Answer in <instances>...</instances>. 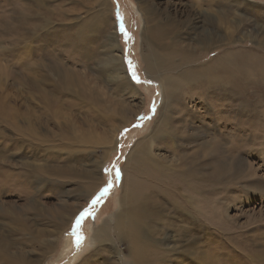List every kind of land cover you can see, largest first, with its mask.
<instances>
[{
	"label": "rangeland",
	"instance_id": "374dc122",
	"mask_svg": "<svg viewBox=\"0 0 264 264\" xmlns=\"http://www.w3.org/2000/svg\"><path fill=\"white\" fill-rule=\"evenodd\" d=\"M39 1L41 8L37 6ZM99 1L0 0V160L9 164L2 167L0 162V169L18 173L15 180L22 182L13 190L8 186L1 189L0 210L13 208L18 217L28 219L32 224L33 216H62L68 209L73 210L68 227L55 243V251L40 264H78L92 250L93 230L103 221L109 222L117 210L125 176L130 172L126 162L131 149L138 140L150 135L155 138L152 155L174 178L170 180L167 175L164 176L165 184L158 182L164 193L159 200L166 203L162 205L164 210H157V214L160 213L158 216L170 227L163 228V232L159 230L153 237L154 241L169 238L165 246L148 244L149 256L145 260L154 258L156 264L162 253L161 247L170 251L178 246L181 251L179 240L186 234L180 236L176 228L184 227L198 237L196 245L203 247L196 251L204 249L203 255L182 252L184 259L177 256L180 254L176 250V256H170L166 264H219L213 256L217 249H221L225 264L227 257L232 259V264H264V64L257 65L260 61L264 63V0L219 3L214 0L212 9H206L205 3L198 10L194 0H110L111 20L106 22L108 25L101 33L98 31L100 19L96 16L101 6ZM139 7L147 11L156 25H161L167 14L179 22L181 33L175 43L183 49L190 44L193 49L188 62L177 71L199 65L216 66L225 50H231L239 62H246L250 71L238 77L218 76L219 80L213 85H197L196 82L179 86L170 109L160 110L162 93L159 84L154 75L150 77L144 70L143 54L147 56L148 49L141 35L146 29L137 10ZM18 12L19 21L20 17L23 20L21 23L17 21L18 16H14ZM118 13L123 16L128 39L119 31ZM213 13L218 17L227 16L235 28L233 45L221 44L215 50H204L195 40L204 41L210 31L218 30L220 37L225 34L224 28L213 19ZM36 16L44 19L43 27L38 29L34 28L38 21ZM15 21L21 24L20 28L11 27ZM97 31L100 34L95 35ZM112 33L116 35L117 47L113 53L124 61L131 89L117 87L120 84L112 83L110 68L99 65L109 54L107 37ZM247 34L252 37L245 38ZM89 51L92 60L87 57ZM182 51L178 53L183 54ZM226 58L228 63L236 62L234 55ZM127 59L136 65L141 80L152 83H135L128 73ZM222 71L216 69L219 75ZM162 74L174 75L176 72L171 70ZM36 75L45 76L50 86L40 85V89L31 86L28 81L34 80ZM122 85L127 84L124 81ZM43 89L47 92L43 93ZM95 91L103 93L100 104H92ZM53 101L55 104L50 105ZM119 101L129 107L124 111V119L110 114L113 106L109 104L116 105ZM160 117L168 124H165L163 135L152 131L153 125L160 123ZM118 126L111 151L108 144L100 146L101 139H110ZM118 155L121 175L117 180L113 170V187L95 206V219L84 220L81 229L84 240L77 249L74 237L70 235L74 219L108 182L110 173L105 169ZM138 155L140 153L132 158L131 166L137 162ZM96 167L101 168L100 172L97 170L100 182L89 192L84 173L93 172ZM50 169L64 170L61 177L66 169L75 171V175L73 172L61 179L53 178L45 173ZM187 169H197L199 175L208 174L210 170L217 174L209 177L211 182L201 183L202 194L196 195L180 186L173 187ZM93 176L96 177V173ZM30 178L39 183L30 182ZM21 186L29 191L27 196L15 195ZM174 217L180 223L174 222ZM54 219L56 223V217ZM198 225L201 226L199 231ZM35 226L36 231L51 228L42 221ZM18 234L10 231L4 239L7 242L24 241L23 252L29 257L23 264H36L40 258L34 254L39 252L33 249L35 244L29 241L31 237ZM110 237L112 253L117 254L120 264H128L129 245L133 244L128 242V235L118 239L111 229ZM19 246H10V249ZM0 264H13V259L7 263L0 255Z\"/></svg>",
	"mask_w": 264,
	"mask_h": 264
},
{
	"label": "bare ground",
	"instance_id": "6f19581e",
	"mask_svg": "<svg viewBox=\"0 0 264 264\" xmlns=\"http://www.w3.org/2000/svg\"><path fill=\"white\" fill-rule=\"evenodd\" d=\"M194 1L198 5V7L196 8L197 10L198 8L201 9L202 5L205 3L207 6L206 9H212V4L215 2L214 0H194ZM220 1H225V0H216L217 3H219ZM99 4L101 6L96 16L97 18L100 19L98 31L101 33L103 31V28H106V25H108V23L106 22L107 21L109 22L111 20L110 19L111 3H110V0H100ZM37 6L38 8H41L42 3L39 1ZM137 10L139 11L142 17V22L144 23L143 27L146 29L144 31L141 30L142 39L146 40L147 49H148L147 56L143 54L144 70L150 77L154 75L155 77L153 78L159 84V89L161 90V93H162L160 110L170 109V103L174 101L173 96L175 95V92L177 91V88L179 86L186 87L196 82L198 83L197 85L199 84L213 85L212 83L216 84L217 81L219 80L218 76H225V77L237 76L238 77L242 73L250 71L251 68L248 67L247 63L239 62L240 60L236 58V55L231 50L229 51L225 50L223 52V55L218 58L219 63L216 66H213V64L212 65H199L198 68L190 69L189 67V68H185L182 71H177L178 69L181 70V67L184 66L186 62H188L190 55L192 53V49H193V48H190V44L185 45L183 49L180 47V45H177L175 43L176 38L181 33L179 29V22L175 20L176 18L175 19L170 18L169 14H167L165 17V21H163L161 25L160 24L156 25L153 18L147 15V11H145L141 7H139V9L137 8ZM148 11L151 12V9H149ZM19 12L14 16L16 17L18 16L17 21L21 23L22 17H20V21H19V16H20ZM215 14L213 13L212 15L214 17L213 19H216V22L218 23V25L224 28L223 32H225V34L224 36L220 37L218 30H215L213 32L210 31L211 33L210 32L207 33L205 35L204 41L203 40L201 41V39L195 40V43H197L198 47L201 49H204V50L214 49L215 50L221 44L233 45L232 42H233L234 33L236 31L235 28L231 26L227 16L218 17V14L217 13ZM36 19H38V21H37V25L34 28L38 29V27H43L44 19H42L39 16H36ZM172 20H175V21H172ZM17 21H15V23L13 22L11 24V27L20 28L19 26L21 24L18 23ZM187 29L188 27L186 28V30ZM98 31L95 35L100 34ZM250 37H252L251 34H247L245 36V38H250ZM115 38H116V35L114 33H112L111 36L107 37V40L110 43L108 45L109 54L106 56L104 60L102 59L100 61L99 65L102 66L104 64V68H110L109 75H110V78L113 84L118 83L120 85L117 84L118 85L117 87L126 89L128 86V88L131 89L129 78H128L129 76H127L126 70L123 65L124 61L122 60L121 56H118L113 53V51L115 50L117 51ZM180 50H183L182 51L183 54L178 53ZM175 53H178L179 55ZM90 55H91V51H89V56L87 57H89V59L92 60L93 58H91ZM227 55H234V59L236 60V62L228 63L227 58H226ZM171 58L176 59V61L174 62L170 61ZM86 62L88 63V61ZM258 64L261 65L264 63H261L260 61L259 63H257V65ZM219 65L220 67H217ZM216 69L223 70L222 74L221 75L217 74ZM171 70H173V72H176V74L174 75H171V74L163 75L162 74L163 72L165 73ZM124 81L126 82L127 85L123 86L122 83ZM28 83L31 86H35L37 89H40V85L50 86L47 83V79L45 76L36 75L34 80L28 81ZM197 85H194L193 87ZM42 92L45 93L47 91L43 89ZM78 94L82 95L81 92H79ZM93 94L96 95V98L93 100L94 102L91 101L92 104L93 103L100 104L103 102V98H102L103 93L101 94L100 92L95 91L93 92ZM53 104H55L54 101L50 103V105H53ZM111 105L113 107L111 108L112 111H110V114L113 115L114 118L124 119L125 118L124 111L125 109L129 107L124 105V103L121 101L116 102V105L112 102L111 104H109V106L111 107ZM173 107H175V103L173 104L172 108ZM135 112H136L135 110L131 111V114L134 115ZM116 120H119V119H116ZM159 121L160 123L158 122L157 124L153 125L152 131L156 130L157 133H161L163 135L165 131V124H167V121H165L164 117H160ZM121 123H123V121ZM123 124L119 126H123ZM119 126L114 129V132L110 139L109 138L101 139L100 146H104L105 144H108L110 147L109 151H111V148H113L114 147L113 145L115 144L114 142L115 134H116V131L119 129ZM99 140H96V141L98 142ZM154 140L155 138H152L149 135L147 137H144L138 140L133 146V148L131 149L127 157V162H126L127 168L129 169L130 172L126 174L125 176L124 183H123V189L121 193L122 196L120 195V199L117 200L118 201L117 210L115 211V213H113V216H111V218L109 219V222L103 221L97 229L93 230L92 237H91L92 244H93L92 250L90 252L88 251V254L86 255L84 254L85 256L82 257V259L78 262V264H93L96 261H98V263L100 264H104V263L105 264H120L119 263L120 259L116 256L117 254L112 253L113 246H112V243H111L112 240L110 237L111 229L114 230L116 237L118 239H121V237H124V236L126 237L128 235V238H127L128 242L130 244L133 243L132 245L128 244L129 250H130V256H128L129 258L128 264H154L156 262V259L154 258H151L149 260H145V258L149 256L147 252L148 244L154 247L157 245L156 243H159V245L161 246H165V242L169 238L168 236H166L162 240L154 241L153 239V237L156 235L157 232H159V230L163 232V228L167 229L168 227H170L169 224L166 223L162 217L158 216L160 215V213L157 214L158 213L157 210L159 209L161 210L163 208L162 205L166 203V202H160L159 200L161 196H164V193L159 189L160 186H158L159 185L158 182H162L165 184L164 176L170 175V171L167 170L166 166H162L152 155V152H153L152 144ZM75 141L76 139L71 142V145H74ZM137 153H140V155H138V160L133 166H131L132 158ZM0 162H2L1 163L2 167L9 166V164L5 160H2V161L0 160ZM5 169H0V192H1V189H4V187L6 186H8L11 190H13L12 188H15V186L22 184V182L20 181L17 182L15 180L16 176H18L16 174L18 173H12L11 171L5 170ZM100 169H101L100 167L99 168L96 167L93 172L88 170V171H85L84 173V177L88 179L89 185H87L88 186L87 188L89 192L94 189L97 183L100 182L99 174H97L98 172H100ZM63 171L64 170L57 171L54 169H50L46 171L45 173H47L49 177H53V178L57 177L60 179L64 178L65 175L67 176L68 173L74 172V175H75V171L66 169L65 175L61 177L60 174ZM196 171L197 169L196 170L193 169V171L190 169H187L186 171H184L182 175H179V177L180 176L181 177L177 179L176 182L173 181L174 182L173 187L177 188V186L178 187L180 186L182 188L188 189L189 191L195 194L196 193L202 194V190H201L202 184L201 183H204L205 185L207 184L206 181L211 182L209 180V177H213L217 173L210 170V173L208 174L199 175L196 173ZM95 173H96V177L93 176V174ZM172 178H174V176L170 175V180H172ZM37 179H39V177ZM30 182L39 183L38 180H35L33 178L32 179L30 178ZM21 188L22 189L18 193L16 192L15 195L20 196L21 194H25V196H27L29 191L22 186ZM158 192H160L161 195L158 194ZM5 205L6 204L4 203L3 206ZM12 209L13 208H7V209L0 210V221L2 222L0 223V230H3L6 232L5 234H3V232L0 231V255L3 257V259L7 263H11L13 259V264H23L25 261L28 260L29 256H27L23 252L26 245H25V242L21 240V238H20L21 241L16 240L15 242H7V240L4 239V237L6 238L7 236H9L10 231L11 233H19L18 236L23 235V237H29V236L31 237L29 241L32 242V244H35L33 249H37V251L39 252L37 253L34 251L35 252L34 256L40 258V260H38L36 264H40L41 262L46 260L50 254H52L55 251V243L59 239V235L68 227L67 225L69 224V221L72 215H74L73 210L68 209V213L65 215L64 214L65 212H64L62 216L61 215L60 216H33L35 218H32L34 221L33 222L34 224H32L28 221V219L22 220L20 217H18V214H15V212ZM163 210L164 208L162 209V211ZM55 214L56 212H54V215ZM55 217L57 219L56 223L54 219ZM41 221H42V224L49 225L51 228L49 229L40 228L38 231H36L35 225H40ZM169 221L172 222L171 219ZM174 222L180 223V221H178L175 217H174ZM185 222H188V221H185ZM200 225L197 226L198 231L199 229L201 230ZM171 229H172V226H171ZM176 229L179 232L180 236L183 234H186L183 236L182 240H179V247L181 251L178 250V246L176 247V250H178L179 252L178 254H180L177 256H181V257L183 256L184 258L183 253L186 254L190 252L195 255H198L200 253L202 254L204 249H201L203 250L201 252H197L196 249L203 247V246L197 247L196 244L198 243V241L196 239H198V237H195L194 235H192L191 230L189 231L188 229H184V227L183 228L177 227ZM47 237L49 239H47ZM136 241L138 242L137 244H135ZM200 241L202 240H199V242ZM182 243H184V245H182ZM16 245L18 246L20 245L19 248L17 247L14 250L10 249V246H16ZM106 249H108V251H106ZM176 250H173V248H171L170 250L171 252H170V251H166V248L161 247L159 251H161L162 253L159 254V256L157 257L156 264H166L169 261L170 256H176V253H177ZM15 251L16 253L13 256V253ZM213 256L214 258L218 259L219 264L226 263L224 255L221 253V249L220 250L217 249L213 253ZM232 263H233L232 259H228L227 257V264H232Z\"/></svg>",
	"mask_w": 264,
	"mask_h": 264
},
{
	"label": "snow or ice",
	"instance_id": "6c2138e0",
	"mask_svg": "<svg viewBox=\"0 0 264 264\" xmlns=\"http://www.w3.org/2000/svg\"><path fill=\"white\" fill-rule=\"evenodd\" d=\"M117 19L119 20V31L125 36L126 39L130 38L124 26V23H123V16L118 13ZM126 62L128 65V73L130 74L132 80L135 83L137 84H142V83L151 84L152 83L151 80H141L140 79L138 72L136 70V65L132 62L131 59H127ZM152 112L153 113L155 112V101L152 102ZM119 160H120V156L118 155L113 161L112 165L109 168L105 169L106 172L110 173V179L105 184V186L102 187L99 190V192L91 198L88 206L83 208L74 219V222L72 224V228L70 231V235L74 237L73 243L77 249L81 247L83 240H84V236L81 231L84 220L89 217H91L92 219H95V211H94L95 206L99 204L103 200V198L109 194L111 188L113 187V180L111 178V174L113 173V170H114V176L117 180L119 179L121 175L120 168H119Z\"/></svg>",
	"mask_w": 264,
	"mask_h": 264
}]
</instances>
